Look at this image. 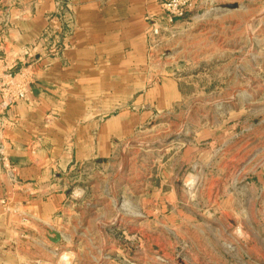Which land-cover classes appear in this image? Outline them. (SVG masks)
<instances>
[{
    "label": "rangeland",
    "instance_id": "obj_1",
    "mask_svg": "<svg viewBox=\"0 0 264 264\" xmlns=\"http://www.w3.org/2000/svg\"><path fill=\"white\" fill-rule=\"evenodd\" d=\"M197 2L183 54L163 55L172 76L108 96L126 104L104 114V156L92 144L26 242L0 236V264H264V0Z\"/></svg>",
    "mask_w": 264,
    "mask_h": 264
},
{
    "label": "crops",
    "instance_id": "obj_2",
    "mask_svg": "<svg viewBox=\"0 0 264 264\" xmlns=\"http://www.w3.org/2000/svg\"><path fill=\"white\" fill-rule=\"evenodd\" d=\"M163 1L0 3V59L11 65L24 49H33L32 57L16 67L28 73V100L0 109V236L9 241L3 243L6 251L15 248L10 242L17 236L26 242L28 218L36 223L43 212L52 217L62 209L68 178L78 164L88 165L95 157L92 144L98 143V156H104L101 149L111 136L104 114L126 104L120 97L108 104V96L147 93L154 86L151 80L172 76L163 55L177 50L181 57L183 41L177 40L192 27L188 22L194 9L151 44V24L165 20ZM58 2H65L67 13L58 14ZM65 17L72 21L67 30ZM135 106L150 109L152 102L147 98ZM115 125L114 134H122L124 123ZM71 142L76 149L66 148ZM6 164L13 166V180Z\"/></svg>",
    "mask_w": 264,
    "mask_h": 264
},
{
    "label": "built area",
    "instance_id": "obj_3",
    "mask_svg": "<svg viewBox=\"0 0 264 264\" xmlns=\"http://www.w3.org/2000/svg\"><path fill=\"white\" fill-rule=\"evenodd\" d=\"M195 0H164L162 10L165 20L158 23H152L148 32V40L151 44L156 42L161 36L162 30H172L174 26L184 20L186 14L195 7ZM68 26H72L71 18H66ZM57 48L53 53L56 54ZM33 49H24L21 56L14 60L12 64L5 63L0 59V109L8 110L20 102L28 100L30 79L25 68L16 69L18 63L24 61L27 57H32ZM21 58V59H20ZM25 69V70H24ZM1 129V128H0ZM0 155L3 156V147L0 145ZM10 176H13L14 169L10 164H6Z\"/></svg>",
    "mask_w": 264,
    "mask_h": 264
},
{
    "label": "water",
    "instance_id": "obj_4",
    "mask_svg": "<svg viewBox=\"0 0 264 264\" xmlns=\"http://www.w3.org/2000/svg\"><path fill=\"white\" fill-rule=\"evenodd\" d=\"M230 8L235 9V8H237V6H236V5H234V6H230ZM49 239H50V241H51L52 243H54V244H58V243L61 241V236H60L59 233H57V232H53V233H52V237H49Z\"/></svg>",
    "mask_w": 264,
    "mask_h": 264
},
{
    "label": "clouds",
    "instance_id": "obj_5",
    "mask_svg": "<svg viewBox=\"0 0 264 264\" xmlns=\"http://www.w3.org/2000/svg\"><path fill=\"white\" fill-rule=\"evenodd\" d=\"M62 259H67V256L62 257Z\"/></svg>",
    "mask_w": 264,
    "mask_h": 264
}]
</instances>
